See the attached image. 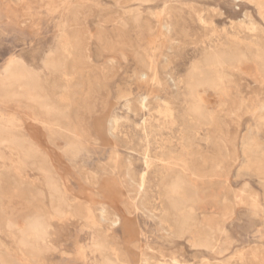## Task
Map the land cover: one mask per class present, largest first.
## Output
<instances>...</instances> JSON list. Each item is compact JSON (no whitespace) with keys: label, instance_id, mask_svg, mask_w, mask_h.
<instances>
[{"label":"rangeland","instance_id":"rangeland-1","mask_svg":"<svg viewBox=\"0 0 264 264\" xmlns=\"http://www.w3.org/2000/svg\"><path fill=\"white\" fill-rule=\"evenodd\" d=\"M0 130V264H264V0H0Z\"/></svg>","mask_w":264,"mask_h":264},{"label":"bare ground","instance_id":"bare-ground-1","mask_svg":"<svg viewBox=\"0 0 264 264\" xmlns=\"http://www.w3.org/2000/svg\"><path fill=\"white\" fill-rule=\"evenodd\" d=\"M256 5H257V4H256ZM258 11H259V10H258ZM247 16H248V15H247ZM134 19H135V18H134ZM262 36H263V35H262ZM262 41H263V40H262ZM61 45H62V44H61ZM252 47H253V46H252ZM259 47H260V46H259ZM259 47H258V48H259ZM219 48L221 49V47H219ZM258 48H257V50H258ZM230 49H231V48H230ZM247 50H248V49H247ZM247 50H246V51H247ZM250 50H251V49H250ZM212 51H213V50H212ZM222 51H223V50H222ZM222 51H221V53H222ZM231 51H232V50H231ZM233 51H234V50H233ZM254 51H255V50H254ZM259 51H260V48H259ZM65 52H66V51H65ZM214 52H216V51H214ZM214 52H213V54H214V56H215V53H214ZM223 52H225V51H223ZM247 52H248V51H247ZM56 53H57V52H56ZM207 53H208V52H207ZM217 53H218V52H217ZM227 53H229V52H227ZM244 53H246V52H244ZM254 53H255V52H254ZM254 53H253V54H254ZM65 54H66V53H65ZM224 54H225V53H224ZM230 54H231V53H229V55H230ZM233 54H234V53H233ZM249 54H250V53H249ZM255 54H256V53H255ZM229 55H228V56H229ZM216 56H217V55H216ZM216 56H215V57H216ZM61 57H62V56H61ZM204 57H205V56H204ZM207 57H209V54H208ZM210 57H212V56H210ZM217 57H218V56H217ZM230 57H231V56H230ZM52 58H53V57H52ZM54 58H56V57L54 56ZM228 58H229V57H228ZM56 59H57V58H56ZM59 59H60V58H59ZM59 59H58V60H59ZM209 59H210V58H209ZM218 59H219V57H218ZM223 59L226 60L227 58H226V59L223 58ZM230 59H232V58H230ZM48 60H49V59H48ZM50 60H51V59H50ZM60 60H61V59H60ZM60 60H59V61H60ZM63 60H64V59H63ZM212 60H213V59H212ZM227 60H228V59H227ZM227 60H226V61H227ZM54 61H55V60H54ZM203 61H204V60H203ZM203 61H202V62H203ZM206 61H207V60H206ZM226 61H225V62H226ZM229 61H230V60H229ZM245 61H251V60L248 59V58H244V62H245ZM21 62H22V61H21ZM46 62H47V61H46ZM48 62H49V61H48ZM55 62H56V61H55ZM57 62H58V61H57ZM198 62H199V61H198ZM256 62L258 63V60H256ZM58 63H59V62H58ZM58 63H56V65H57ZM61 63H62V61H61ZM196 63H197V62H195V64H196ZM241 63H242V62H241ZM49 64H51V62H50ZM49 64H48V66H49V68H50L51 65H49ZM52 64H55V63L52 62ZM59 64H60V63H59ZM59 64H58V69H57V70H59V67H60ZM150 64H151V63H150ZM13 65L15 66V63H14ZM56 65H55V67H57ZM198 65H199V64H198ZM212 65H213V64H212ZM230 65H231V64H230ZM16 66H17V64H16ZM62 66H63V64H62ZM62 66H61V67H62ZM195 66H196V65H195ZM20 67H21V66H20ZM20 67H17V68H20ZM196 67H198V66H196ZM233 67H235V66H233ZM12 68H13V67H12ZM12 68H10V69H12ZM230 68H232V67L230 66ZM235 68H236V67H235ZM235 68H234V69H235ZM15 69H16V68H15ZM25 69H26V68H25ZM53 69H54V66H53ZM55 69H56V68H55ZM208 69H209V67H208ZM212 69H214V68H212ZM236 69H238V68H236ZM23 70H24V69H23ZM203 70H204V69H203ZM9 71H10V70H9ZM21 71H22V70H20V72H21ZM27 71H28V70H27ZM23 72H24V71H23ZM189 72H190V71H189ZM204 72H205V71H204ZM8 73H9V76H10V72H8ZM8 73H7V74H8ZM24 73H25V72H24ZM209 73H210V72H209ZM25 74H26V73H25ZM31 74H32V75H35V74H33V73H31ZM190 74H191V73H190ZM206 74H207V73H206ZM210 74H211V73H210ZM212 74H213V73H212ZM228 74H229V73H228ZM23 75H24V74H23ZM23 75H22V77H24ZM27 75H28V74H27ZM29 75H30V74H29ZM13 76L15 77V74H14ZM16 76H17V75H16ZM18 76H19V75H18ZM18 76H17V77H18ZM201 76H202V75H201ZM215 76H216V75H215ZM10 77H11V76H10ZM17 77H16V78H17ZM33 77H35V76H33ZM211 77H212V76H211ZM213 77H214V76H213ZM216 77H217V76H216ZM216 77H214V78H216ZM18 78H19V77H18ZM30 78H31V76H30ZM37 78H38V77H37ZM194 78H195V76H194ZM207 78H208V77H207ZM217 78H218V77H217ZM217 78H216V79H217ZM9 79H10V78H9ZM28 79H29V78H28ZM31 79H32V78H31ZM33 79H35V78H33ZM198 79H199V78H198ZM210 79H212V78H210ZM219 79H220V78H219ZM219 79H217V80H219ZM10 80H11V79H10ZM25 80H27V79L25 78ZM29 80H30V79H29ZM35 80H36V79H35ZM35 80H34V81H35ZM187 80H188V79H187ZM212 80H214V79H212ZM210 81H211V80H210ZM215 81H216V80H215ZM8 82H9V81H7V83H8ZM13 82H14V81H13ZM13 82H12V83H13ZM21 82H23V81H21ZM25 82H26V81H25ZM30 82H31V81H30ZM196 82H197V81H196ZM9 83H10V82H9ZM23 83H24V82H23ZM23 83H22V84H23ZM33 83H34V82H33ZM35 83H36V81H35ZM180 83H181V82H180ZM198 83H199V81H198ZM201 83H202V82H201ZM201 83H200V84H201ZM13 84H14V83H13ZM25 84H26V83H25ZM25 84H24V85H25ZM30 84H32V82H31ZM2 85H3V84H2ZM10 85H11V84H10ZM35 85H36V84H35ZM190 85H192V84L190 83ZM212 85H213V84H212ZM32 86H33V84H32ZM32 86H31V87H32ZM186 86H188V84H186ZM22 87H23V86H22ZM31 87H30V88H31ZM23 89H24V88H23ZM13 90H14V89H13ZM24 90H25V89H24ZM26 90H28V89H26ZM26 90H25V92H26ZM18 91H19V90H18ZM28 91H29V90H28ZM32 91H33V90H32ZM36 91H37V89H36ZM36 91H35V92H36ZM21 92H22V91H21ZM29 92H30V91H29ZM23 93H24V92H23ZM26 93H28V92H26ZM26 93H25V94H26ZM30 94H31V92H30ZM43 95H44V94H43ZM21 96H23V94H22ZM24 96H27V97L29 98L30 95L28 96V95L26 94V95H24ZM38 96H39V94H38ZM38 96H37V97H38ZM33 97H34V96H33ZM31 98H32V97H31ZM26 99H27V98H26ZM35 99H36V98H35ZM38 99H39V98H38ZM38 99H36V100L38 101ZM36 100H35V101H36ZM42 101H43V100H42ZM59 101H60V100H59ZM59 101H58V103H59ZM62 104H63V103H62ZM43 105H44V104H43ZM49 105H50V104H49ZM59 105H60V104H59ZM55 106H56V105H55ZM55 106H54V107H55ZM43 107L46 109V108H47V105H46V107H45V106H43ZM67 107H68V106H67ZM50 108H51L50 110L52 111V108H53V107H50ZM62 108H63V107H62ZM48 109H49V107H48ZM56 109H57V108H56ZM197 109H199V106H198V105L196 106V110H197ZM42 110H44V109H42ZM58 110H59V108L57 109V111H58ZM202 110H203V109H202ZM202 110H201V112H202ZM51 111H48V113H49V112L51 113ZM186 111H187V110H186ZM55 112H56V111H55ZM194 112H196V111H194ZM201 112H199V113L201 114ZM204 112H205V110H204ZM52 113H54V109H53V112H52ZM45 114H46V113H45ZM193 114H194V113H193ZM193 114H192V115H193ZM52 115H53V114H52ZM55 115H56V114H55ZM188 115H190V114H188ZM50 116H51V115H50ZM197 116H198V113H197ZM203 116H204V115H203ZM51 117H52V116H51ZM53 117H54V116H53ZM208 117H209V116H208ZM55 118H56V117H55ZM189 118H192V119H193L192 116H191V117L189 116ZM202 118H204V117H202ZM202 118L200 117V119H202ZM211 118H212V117H211ZM211 118H209V121H210ZM51 119H52V118H51ZM62 119H63V118H62ZM212 119H213V118H212ZM207 120H208V119H207ZM51 121H52V120H51ZM53 121H54V120H53ZM195 121H196V120H195ZM60 122H61V121H60ZM197 122H198V120H197ZM197 122H196V123H197ZM200 122H201V121H200ZM194 123H195V122H194ZM202 123H204V120L202 121ZM207 123H208V122H207ZM200 125H201V124H200ZM58 127H59V126H58ZM1 129H2V128H1ZM2 130H3V129H2ZM58 130H59V129H58ZM0 131H1V130H0ZM1 132H2V131H1ZM1 132H0V133H1ZM4 132L6 133L7 131H4ZM4 132H2V133L4 134ZM145 133H146V132H145ZM6 134H7V133H6ZM8 134H9V133H8ZM8 134L5 135V136L7 137ZM147 134H148V133H147ZM1 135H2V134H1ZM148 135H149V134H148ZM1 137H3V136H1ZM1 137H0V140H1ZM189 137H190V136H189ZM4 138H5V137H4ZM9 138H10V137H9ZM14 138H16V137H14ZM191 138H192V136H191ZM157 139H159V138H157ZM12 140H13V139H12ZM12 140L10 139L11 142H12ZM148 140L150 141L151 138L148 139ZM159 140H160V139H159ZM164 140H165V138H164ZM3 141H4V140H3ZM157 141H158V140H157ZM165 141H166V140H165ZM167 141H169V140H167ZM1 142H2V141H1ZM6 142H8V141H6ZM17 142H20V140L17 141ZM17 142H16V143H17ZM169 142H170V141H169ZM2 143H3V142H2ZM20 143H21V142H20ZM163 143H164V142H163ZM187 143H189V142L187 141ZM4 144H5V143H4ZM12 144H15V142L12 143ZM17 144H18V143H17ZM157 144H158V143H157ZM189 144H190V143H189ZM8 145H9V144H8ZM171 145H172V144H171ZM13 146H14V145H13ZM13 146H12V147H13ZM30 146H31V145H30ZM163 146H164V145H163ZM166 146H167V145H166ZM166 146H165V147H166ZM16 147H18V146H16ZM27 147H28V146H27ZM169 147L172 148V146H170V145H169ZM18 148H19V147H18ZM160 148H161V147H160ZM25 149H26V147H25ZM29 149H30V148H29ZM31 149H32V148H31ZM157 149H159V148L157 147ZM163 149H164V148H163ZM163 149H162V150H163ZM165 149H167V148H165ZM23 150H24V149H23ZM171 150H172V149H171ZM28 151H29V150H28ZM165 151H166V150H165ZM165 151H163V152H165ZM167 151H168V150H167ZM167 151H166V152H167ZM24 152H25V151H24ZM26 152H27V151H26ZM30 152H31V151H30ZM30 152H29V153H30ZM34 152H35V151H34ZM34 152H33V153H34ZM31 153H32V152H31ZM35 153H36V152H35ZM161 153H162V152H161ZM25 154L27 155V153H25ZM171 154H173V153H170V155H171ZM35 155H36V157H37V154H35ZM147 155H148V154H147ZM161 155L163 156L164 153L161 154ZM165 155H166V154H165ZM165 155H164V157H165ZM167 155H168L167 157L169 158L170 155H169V154H167ZM32 156H33V155H32ZM38 157H39V156H38ZM160 157H161V156H160ZM171 157H172V156H171ZM176 157L178 158L179 156H176ZM147 158H148V157H147ZM168 158H167V159H168ZM35 159H36V158H35ZM43 159H44V158H43ZM43 159H42V162H43ZM181 159H182V158H181ZM178 160H179V158H178ZM37 161H39V160H37ZM159 161H160V160H159ZM166 161H167V160H166ZM172 161H173V160H172ZM33 162H34V161H33ZM37 163H39V162H37ZM172 163H173V162H172ZM172 163H171V164H172ZM39 164H40V163H39ZM42 164H43V163H42ZM248 166H249V165H248ZM39 167H40V166H39ZM171 170H172V169H171ZM43 171H45V170H43ZM43 171H42V172H43ZM164 171H166V170H164ZM47 172H48L49 174L52 175V173H50V171H47ZM170 172H171V171H170ZM171 173H173V171H172ZM171 173H170V174H171ZM180 173H181V172H180ZM49 174H48V175H49ZM161 174H162V173H161ZM161 174H160V175H161ZM165 174H167V176L169 177V173H166V172H165ZM161 176H162V175H161ZM167 176H166V177H167ZM176 176H177V175H176ZM184 176H185V175H184ZM47 177L49 178L50 175L47 176ZM164 177H165V176H164ZM174 177H175V176H174ZM179 177H180V176H179ZM182 177H183V176H182ZM185 177H186V176H185ZM48 178H46V179H48ZM162 178H163V177H162ZM171 178H172V177H171ZM183 178H184V177H183ZM55 179H56V178H55ZM164 179H165V178H164ZM167 179H168V178H167ZM167 179H166V181H167ZM176 179H177V178H176ZM181 179H182V178H181ZM185 179H186V178H185ZM160 180H162V179H160ZM169 180H171V179H169ZM169 180H168V181H169ZM144 181H145V180H144ZM162 182H164V181H162ZM187 182H188V180H187ZM138 183H139V182H138ZM167 183H169V182H167ZM178 183H179V182H178ZM46 184L49 185V184H51V183H49V184L46 183ZM46 184H45V185H46ZM170 184H171V183H170ZM172 185H173V184H172ZM178 185H179V184H178ZM178 185H177V182H176V186L174 185V186H175V187H174V190L177 189V186H178ZM187 185H188V184H187ZM166 186H167V185L165 184V188H166ZM168 186H169V185H168ZM143 187H144V186H143ZM55 188H56V187H55ZM163 189H164V188H163ZM166 189H167V188H166ZM159 191H161V189H160ZM146 193H147V192H146ZM160 193H161V192H160ZM164 193H165V192H164ZM164 193H162V195H163ZM50 194H51V193H50ZM165 194H166V193H165ZM172 194H173V193H172ZM50 196H51V195H50ZM54 196H55V195H54ZM164 197H165V196H164ZM164 197H163V198H164ZM174 199H175V197H174ZM166 200H167V199H166ZM170 200H171V199H170ZM172 200H173V199H172ZM189 200H190V199H189ZM164 201H165V200H164ZM174 201H175V200H174ZM180 201H181V200H180ZM166 202H167V201H165V203H166ZM191 202H192V201H191ZM168 203H169V202H168ZM168 203H167V204H168ZM171 203H172V201H171ZM174 203H175V202H174ZM177 203H179V202H177ZM169 204H170V203H169ZM180 204H181V203H180ZM165 205H166V204H165ZM183 205H184V204H183ZM170 206L172 207L173 205L171 204ZM170 206H169V207H170ZM180 206H181V208H182V205H180ZM173 207L175 208V206H173ZM177 207H178V206H177ZM183 208H184V207H183ZM189 208H190V207H189ZM64 209H65V208H64ZM169 209H170V208H169ZM169 209H168V210H169ZM172 209H173V208H172ZM193 209H194V208H193ZM183 210H184V209H183ZM170 211H171V210H170ZM170 211H169V212H170ZM174 211H175V210H174ZM174 211H173V212H174ZM179 211H180V210H179ZM184 211H185V210H184ZM186 211L188 212L189 210H186ZM191 211H192V210H191ZM193 211H195V210H193ZM176 212H177V211H176ZM163 213H164V212H163ZM167 213H168V212H167ZM178 213H179V212H178ZM174 214H175V212H174ZM171 215H173V213H172ZM173 216H174V215H173ZM179 216H180V215H179ZM185 217H186V216H185ZM193 217H195V216L193 215ZM193 217H192V218H193ZM160 218H161V216H160ZM165 218H166V217H165ZM171 218H172V217H171ZM174 218H175V217H174ZM179 218H180V217H179ZM189 218H191V217H189ZM196 218H197V217H195V219H196ZM175 219H176V218H175ZM180 219H181L180 221L176 220V221H177V222H176V225L174 224L175 221H174V223H173V224L176 226L175 229H176V231H177L178 233H181V232H183L185 229H188L187 226L189 225V222H188V219H187V218L185 219V218H182V217H181ZM193 219H194V218H193ZM195 219H194V220H195ZM161 220H164V219L161 218ZM190 220H191V219H190ZM196 220H197V219H196ZM167 221H168V220H167ZM167 221H166V222L164 221L165 224L167 223ZM191 221H192V220H191ZM164 222H163V223H164ZM170 222H172V220H171ZM194 222H195V221H194ZM161 223H162V221H161ZM192 223H193V221H192ZM168 224H169V222H168ZM173 224H172V225H173ZM195 224H196V223H195ZM163 225H164V224H163ZM190 225H191V224H190ZM15 226H16V225H15ZM25 226H26V225H25ZM40 226L42 227V225H40ZM40 226H37L36 224H33V226L31 227V230H32V231H33V230H38L39 228H41ZM167 226H168V225H167ZM192 226H193V225H192ZM194 226H195V225H194ZM165 227H166V226H165ZM168 227H169V226H168ZM168 227H167V228H168ZM189 227H190V226H189ZM168 229H170V228H168ZM172 229H173V227H172ZM24 230H25V229H24ZM191 230H193V229H191ZM38 231H39V230H38ZM211 231H212V230H211ZM171 232H172V230H171ZM184 232H185V231H184ZM188 232H189V231H188ZM35 233H36V232H35ZM39 233H40V231H39ZM174 233H175V232H174ZM205 233H206V232H205ZM175 234H176V233H175ZM193 234H194V233H193ZM176 235H178V234H176ZM200 235H201V234H200ZM207 235H208V233H207ZM207 235H205V236H207ZM37 236H38V235H37ZM43 236H44V235H43ZM202 236H204V235H202ZM202 236H200V237H202ZM35 237H36V235H35ZM194 237H195V236H193V238H194ZM203 238H204V237H202L201 239L203 240ZM207 239H208V238H207ZM196 241H197V240H196ZM198 241H199V240H198ZM194 244H195V243H194ZM200 245H201V244H200ZM209 245H210V243H209ZM211 246H212V245H211ZM211 246H209V247H211ZM96 247H97V246H96ZM199 247H200V246H199ZM209 247H208V248H209ZM100 248H101V247H100ZM97 249H98V248H97ZM98 250H99V249H98ZM100 251H101V249H100ZM217 261H218V260H217ZM2 264H3V263H2ZM102 264H103V263H102ZM105 264H106V263H105ZM217 264H218V263H217Z\"/></svg>","mask_w":264,"mask_h":264}]
</instances>
